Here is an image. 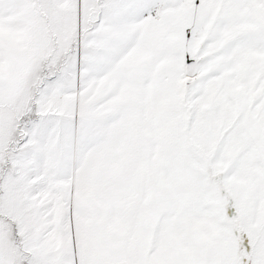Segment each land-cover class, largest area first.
Wrapping results in <instances>:
<instances>
[{
	"label": "snow or ice",
	"instance_id": "1",
	"mask_svg": "<svg viewBox=\"0 0 264 264\" xmlns=\"http://www.w3.org/2000/svg\"><path fill=\"white\" fill-rule=\"evenodd\" d=\"M0 264H264V0H0Z\"/></svg>",
	"mask_w": 264,
	"mask_h": 264
}]
</instances>
